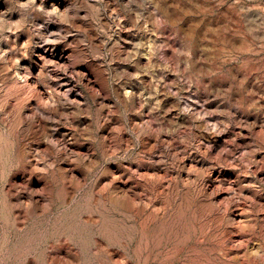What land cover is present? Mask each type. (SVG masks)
Here are the masks:
<instances>
[{"label": "rangeland", "instance_id": "1", "mask_svg": "<svg viewBox=\"0 0 264 264\" xmlns=\"http://www.w3.org/2000/svg\"><path fill=\"white\" fill-rule=\"evenodd\" d=\"M0 264H264V0H0Z\"/></svg>", "mask_w": 264, "mask_h": 264}]
</instances>
